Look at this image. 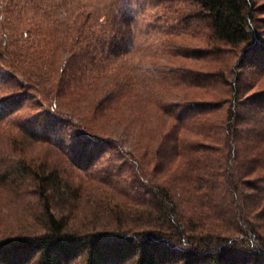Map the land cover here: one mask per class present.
I'll list each match as a JSON object with an SVG mask.
<instances>
[{
    "label": "trees",
    "instance_id": "trees-1",
    "mask_svg": "<svg viewBox=\"0 0 264 264\" xmlns=\"http://www.w3.org/2000/svg\"><path fill=\"white\" fill-rule=\"evenodd\" d=\"M157 1L173 8L182 24L196 20L208 27L196 58L234 57L220 71L183 68L181 81L206 86L214 77L228 85L229 95L161 105L172 121L148 162L147 154L129 152L135 165L128 162L132 174L122 183L116 176L124 165L102 169L100 182L117 187L120 197L89 192L79 204L85 194L68 168L93 170L107 147H116L111 136L97 138L87 128L81 148L53 163H33L0 148V184L35 197L38 224L0 231V264H264V2ZM112 16L109 38L89 43L91 63L97 51L118 56L131 47L135 11L122 3ZM96 29L89 28V38L105 32ZM20 96L0 103V125L20 108ZM91 106L95 112L103 107ZM16 124L24 137L53 144L49 121L31 117Z\"/></svg>",
    "mask_w": 264,
    "mask_h": 264
},
{
    "label": "rangeland",
    "instance_id": "rangeland-1",
    "mask_svg": "<svg viewBox=\"0 0 264 264\" xmlns=\"http://www.w3.org/2000/svg\"><path fill=\"white\" fill-rule=\"evenodd\" d=\"M122 3L135 11L130 49L109 57L97 51V61L91 63L89 43L109 38L113 10ZM189 9L182 7L183 12ZM189 23L179 22L173 8L157 0H0V103L15 94L24 100L0 125L1 150L5 147L33 163H53L70 157L69 150L73 154L81 148L89 135L87 128L97 138L111 136L116 149L107 147L93 170L68 168L85 194L79 204L89 199V192L110 190L120 197L117 187L100 182L102 169L124 165L116 178L121 183L129 180L128 162L135 165L129 152L138 158L150 154L172 121L161 105L229 95L228 85L214 77L206 86L187 85L179 78L185 74L183 68L220 71L221 64L228 68L234 60L227 54L222 59L196 58L207 43L208 27L196 20ZM91 27L105 32L89 38ZM98 103L103 107L95 112L91 105ZM31 117L50 122L53 144L23 136L16 123ZM34 199L30 193L0 184V231L11 234L37 228Z\"/></svg>",
    "mask_w": 264,
    "mask_h": 264
}]
</instances>
